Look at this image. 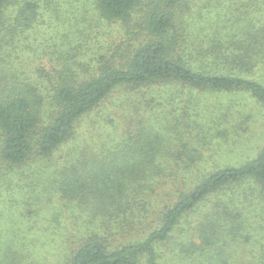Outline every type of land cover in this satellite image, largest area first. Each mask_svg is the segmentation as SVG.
I'll use <instances>...</instances> for the list:
<instances>
[{"label":"trees","instance_id":"16d2710c","mask_svg":"<svg viewBox=\"0 0 264 264\" xmlns=\"http://www.w3.org/2000/svg\"><path fill=\"white\" fill-rule=\"evenodd\" d=\"M61 1L0 0V210L6 211L0 212V264H42L34 252L39 237L54 241L57 245L53 247L70 250L65 264H159L157 249L210 196L215 199L212 219L206 218L211 223L201 222L198 235H193L200 243L185 248V264H224L226 247L236 241L243 243L241 248L248 242L262 247L264 148L254 159L218 169L190 190L179 192L171 206L158 212L152 226L145 227L140 236L143 239L136 234L118 247H110L107 236L85 230L92 224L98 231L100 225H96L105 219L114 221L116 212L133 214L127 220L115 219L131 227L138 220L131 204L144 217L150 203L142 198L136 205L132 193L133 200L125 209L117 204L120 196L132 186L140 188L142 194H155L158 189L149 187L156 179L175 178L177 172L170 173L173 163L185 162L186 166V162H198L200 153L165 156L156 151L155 141L140 133L128 137L126 145L114 152L105 151L103 135L97 136L101 144L95 151L86 142L68 148L63 156L58 151L76 141V128L82 119L115 92L127 96L153 85L242 91L264 106V82L258 79L262 78L258 73H264V0H205L204 6L197 0H89L91 16L86 13L75 18L72 24L79 26L73 32L70 24L71 35L68 29L60 30ZM72 2L78 3L75 10L89 7L84 0L66 3ZM9 8L13 15L6 19ZM45 15L52 17L44 21ZM239 24L243 25L240 29ZM25 35H31L29 42ZM23 51L30 56L20 58ZM31 57L40 61L28 68L22 62H31ZM152 102L147 101L142 108L148 110ZM135 105L125 109L128 114L117 116L114 129L121 126L122 119L139 118ZM207 114L200 116L204 119ZM103 123L112 124L113 120ZM27 173L30 182L26 184L23 177ZM47 174H51L49 178ZM142 180L148 181L147 185L136 184ZM41 194V202L57 196L66 208L90 210L99 216L86 222L85 229L79 227L84 231L76 236H53L51 231L57 227L44 215L46 208L37 207L34 213L21 208L30 197ZM240 203L250 214L247 221L239 210ZM246 222L258 229V234L254 231L241 240L238 234ZM2 223L14 226L13 230L23 225L35 232L16 240V233L12 234L8 242L1 236L8 231ZM215 227L223 228V241L230 240L220 248ZM16 241L19 250L15 249Z\"/></svg>","mask_w":264,"mask_h":264},{"label":"rangeland","instance_id":"374dc122","mask_svg":"<svg viewBox=\"0 0 264 264\" xmlns=\"http://www.w3.org/2000/svg\"><path fill=\"white\" fill-rule=\"evenodd\" d=\"M66 2L67 0L61 1L60 10L61 15L68 18V20L60 17L59 24L61 31L68 29L69 32L70 24L74 22L75 18H79L81 14L86 13L91 16V6L89 0H84V4L89 7L86 6L82 10H75L78 8V3L75 2V4L72 2L71 4H67ZM204 2L205 0H197L200 6H204ZM71 10H73V13L68 14L67 12ZM223 14L221 12V16ZM12 15L13 11H10L9 8L6 13V19H10ZM51 17V15H45L44 21L50 20ZM215 17L216 15L213 14V18ZM78 26L75 23L72 24V31L75 32ZM237 27L240 29L243 25L239 24ZM25 36L24 39H26V42H29L31 35ZM58 36L59 34H57ZM18 56L20 58H28L30 55L23 51V53L19 52ZM33 61L34 59L31 57V62L24 59L22 63L28 65V68H32L38 64L40 59ZM260 74L262 78L258 79L264 82V73H258V75ZM139 89L143 90H138L127 96L115 92L102 107L82 119L76 128L77 136L74 137L76 141L69 145L66 144L62 151H58V153H61V156H63L68 153V148L78 147L83 142L89 143V149H94L93 151L99 148L98 145L102 142L105 151L114 152V149L117 147L126 145L125 143L128 137L134 136L135 133H140L142 137L149 136L153 142L155 141L156 151L162 155L168 156L173 152H184L187 156L191 152L192 154L193 152H198L200 156L198 162H192L189 165V162H186V166L185 162L184 164L178 162V165L173 163L170 173L177 172L175 178H172L170 175V177L156 179L152 187H149V189H158L155 194L150 191L142 194L140 188L137 189L136 186H132L124 196H120L117 204L125 206V209L130 206V201L133 200L132 193L136 195L134 199L136 205L139 204L142 198L150 203L148 211L142 213L145 215L144 217L140 216L141 212L139 208L131 204L134 208V213H137L135 216L138 218V220L132 223L131 227L127 228V224L120 220L123 218L127 220L133 214L129 212L122 214L124 212L119 213L116 211L117 214L115 213L113 215L114 221L105 219V223L102 225L98 223L96 225H100L98 231L94 228L95 226L92 224L89 225V228L85 232L89 230L102 236H107L110 247H118L125 244L127 243L126 240L136 234L140 239H143L144 236H140L147 229L145 227L152 226V222L157 217L158 212L162 211L165 206H171L179 192L190 190L197 181L212 172H216L218 169L239 166L254 159L261 149L264 148V106L246 92H223L209 89H174L171 86L164 88L162 85H153ZM147 101L153 102L149 109L145 111L142 106ZM132 103L136 104L133 108L138 110L139 118L135 120L122 119L120 121L121 126L114 129L119 121L117 116L128 114L124 113V111ZM203 112L210 115L207 114L208 116L203 119L200 116ZM209 118H212V120L210 121ZM95 120L97 122L91 125V122ZM107 120H113V123L105 125L103 121ZM90 129H95V134H91L89 132ZM209 132H212L214 137L213 135L210 136ZM98 135H103L101 142L97 138ZM154 136H158L159 138L155 139ZM29 175L27 173L25 175L26 178L23 177V181H27L26 184L30 182ZM48 175L51 174H47L46 176L48 177ZM32 177L34 176L32 175ZM147 182L142 180L136 184L147 185ZM158 183H160L159 186L157 185ZM43 196L41 194L37 198L30 197L28 203L26 205L22 204L21 208L30 213H34L39 208H46L48 211L44 215L47 216L49 223L52 222L57 227L51 231L53 236H59L64 233H68V237H73L70 235L76 236L79 232L84 231L78 230L79 227L85 229L86 222L93 221L94 218L99 216V214L94 215L90 210H78L76 207L66 208L63 204H60L57 196H53L46 203L41 202L44 200ZM214 202L215 199L210 196L207 200L199 204L194 213L188 215L181 222L178 229L173 233L172 238L157 249L160 259L159 264H185L184 257L186 258L187 254L184 252L185 248L191 243H200V240L194 238L193 235H198V228L201 222L205 224L211 223L206 218L212 219L211 211ZM239 207L243 208L244 206L240 203ZM241 208L239 210L242 213L243 219L247 221L250 214L246 211L247 209L245 207L243 210ZM16 209L20 214L22 210L19 207ZM3 211L4 209L0 210V212ZM3 213H6V211ZM115 219L120 220L115 221ZM261 226H264V223ZM244 227L238 234L241 236V240H243V237H248L250 236L249 234H253L254 231H258L251 224L249 225L248 222L244 224ZM2 228L8 229L6 233L1 234V236L6 237L5 239L8 242H10L8 236L12 234L16 233V240L17 237L29 236L35 232L34 230L29 232L23 225L13 230L14 226L3 224ZM261 231L264 234V229ZM215 234L220 236V241L218 242L219 248L225 245L224 241L227 244L229 243V239L224 241L221 239V235L223 234L222 227L220 230L219 227H215ZM256 234L258 233L256 232ZM228 235L230 239L235 238L232 234ZM39 239L41 241L38 243L37 249L34 252L36 258L42 261V264H65L68 261L70 250H66L64 246L62 248L59 245V247H53L57 245L54 244V241L42 240L41 237ZM236 243H233L231 247H226L230 259L227 257L224 264H249L251 262L250 258L253 263L264 264V245L262 247H256L254 244H249L248 242L244 248H241L243 243L241 242L240 245ZM15 245V249L19 250L17 241ZM20 248L24 251V247L20 246ZM28 249L27 247L25 248V250Z\"/></svg>","mask_w":264,"mask_h":264}]
</instances>
